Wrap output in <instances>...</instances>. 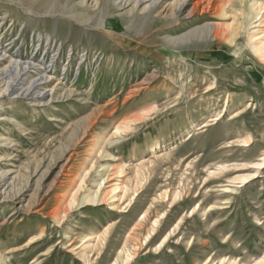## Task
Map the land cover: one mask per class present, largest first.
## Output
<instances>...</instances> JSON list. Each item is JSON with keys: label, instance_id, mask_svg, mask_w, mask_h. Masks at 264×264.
<instances>
[{"label": "rangeland", "instance_id": "1", "mask_svg": "<svg viewBox=\"0 0 264 264\" xmlns=\"http://www.w3.org/2000/svg\"><path fill=\"white\" fill-rule=\"evenodd\" d=\"M126 1L0 0V47L57 85L1 98L0 264H264V0Z\"/></svg>", "mask_w": 264, "mask_h": 264}, {"label": "bare ground", "instance_id": "2", "mask_svg": "<svg viewBox=\"0 0 264 264\" xmlns=\"http://www.w3.org/2000/svg\"><path fill=\"white\" fill-rule=\"evenodd\" d=\"M167 0H128V2H124L122 6L127 5L129 3L132 6L129 8V13L135 12L137 9L140 8L142 12H148L152 9H157V14L159 13H165L169 10V3H166ZM188 2V0H182L179 4L176 5L174 12H172V15L180 12L184 5ZM143 4H145L143 6ZM173 5V4H171ZM156 12V11H155ZM259 21V22H258ZM254 22H258V26H261L264 22V10L260 9L257 12L256 19ZM208 31L211 36H213L215 39H225L224 31L217 27L215 28V25L209 24L208 25ZM206 28V26H205ZM215 28V30H214ZM207 32V31H206ZM209 35V34H208ZM1 37V36H0ZM2 38V37H1ZM1 40V39H0ZM173 43H179L181 42L180 39H169ZM264 39L260 40V43H256L253 47L254 52L256 55L259 56L264 61ZM7 45H10L8 43ZM1 46V45H0ZM46 47L50 48L49 44L46 45ZM8 50V49H7ZM6 49H3L0 47V106H1V98L4 97H10V96H17V95H25V96H32V97H39L37 100L38 102H44V100L50 102L55 98V92L57 85H52L53 87L50 89H46L43 85L44 82L48 81L51 78V68L41 71H37L35 68H40L43 63L38 59L31 56H23L20 53H11L8 52ZM227 111V104L226 102H223L222 105L216 106V112L222 113ZM0 119L4 121H10L11 117L7 115L0 114ZM15 121V120H13ZM127 128V123L125 122L124 125H119L116 127L115 133H121L120 130ZM122 128V129H120ZM11 140L7 137H4L2 134H0V150L3 149L4 146L8 145ZM244 146H249L251 142L249 139L243 140ZM93 151V150H92ZM91 151V152H92ZM4 157L0 154V160H2ZM261 163H257V166H260ZM106 167V168H105ZM101 167L100 171L104 169H108L109 167L105 166ZM116 168V167H114ZM110 170V171H114ZM119 169V168H117ZM118 172V171H117ZM8 170H2L0 171V192H3L5 185L7 184V178H8ZM116 172L110 173L109 177L101 183L97 185V189L92 196H87L83 199L86 203L89 204H101L104 201H108L111 199L116 198L114 195L115 192L120 191L119 186L116 185H106L108 183H111L115 180ZM250 175H245L241 177L242 182H247ZM13 177V176H12ZM82 181V180H80ZM81 184L78 185L76 192L78 188H80ZM109 186V187H108ZM3 187V188H2ZM108 187V190L105 188ZM104 189L106 191H104ZM19 190V189H18ZM224 193H230L229 190L223 189ZM19 193V192H18ZM11 196V195H10ZM12 198V197H11ZM119 199V198H117ZM114 199V200H117ZM71 201H74V196ZM57 210H55V213L57 214ZM86 238V237H85ZM89 238H86L85 241H87ZM166 239L162 242H164ZM83 241V240H82ZM161 242V243H162ZM160 243V244H161ZM80 246V245H79ZM79 248V247H77ZM75 248V249H77ZM130 258L127 257L125 262L128 261Z\"/></svg>", "mask_w": 264, "mask_h": 264}]
</instances>
